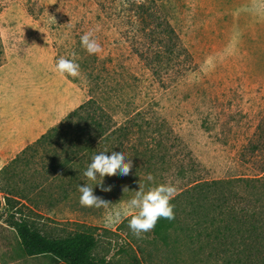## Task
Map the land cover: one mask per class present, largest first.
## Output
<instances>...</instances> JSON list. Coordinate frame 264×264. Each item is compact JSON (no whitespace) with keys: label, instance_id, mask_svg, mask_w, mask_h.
Listing matches in <instances>:
<instances>
[{"label":"rangeland","instance_id":"1","mask_svg":"<svg viewBox=\"0 0 264 264\" xmlns=\"http://www.w3.org/2000/svg\"><path fill=\"white\" fill-rule=\"evenodd\" d=\"M136 1L154 8L155 18L140 20L134 0H0V191L9 195L8 204L0 193V264H53L48 256L20 254L13 228L20 219L49 237L93 233L94 254L105 264H221L192 258L184 245L165 246L153 228L137 237L129 217L109 226V209L81 205L77 185L98 182L83 176L90 156L62 169L56 163L67 150L25 149L90 98L118 123L142 111L163 126L153 135L160 150L147 148L150 164L126 148L129 173L106 174L108 191L93 185L110 208L150 183H173L179 194L195 183L242 178L233 205L264 217V0ZM162 19L191 57L176 66L182 76L172 84L156 80L140 58L160 50L153 34ZM90 30L99 53L80 44ZM60 56L75 59L80 75H60Z\"/></svg>","mask_w":264,"mask_h":264},{"label":"trees","instance_id":"2","mask_svg":"<svg viewBox=\"0 0 264 264\" xmlns=\"http://www.w3.org/2000/svg\"><path fill=\"white\" fill-rule=\"evenodd\" d=\"M134 1L137 4L134 13L140 20L155 18L154 8ZM157 27L153 38L160 40L157 45L160 50L151 54L141 53L140 58L156 80L166 81L167 77L169 83H173L181 78L177 76H182V73L175 71L176 66L191 63V57L186 55V51L184 53L179 40H172L175 32L165 19ZM2 55L0 41V63ZM162 130L163 126L158 121L142 111L118 123L97 100L90 98L25 149L31 146H54L67 150L68 155L63 161L56 163L62 169L79 156L82 159L84 156L91 157L100 148L125 152L132 148L138 158L135 159L136 162L142 160L150 164L154 155L147 148L151 146L160 150L162 140H157L153 135ZM137 135L141 137L135 145L130 139ZM139 147L143 150L140 151ZM154 149L150 150L156 151ZM238 180L244 181L242 178H233L195 183L177 194L170 201L174 205V218H158L153 228L154 234L165 246L184 245V251L192 258L215 259L221 264H264V217L254 210L233 205L231 197L237 194L234 184ZM216 190L217 194L214 193ZM0 193L4 194L3 198L9 204V195L2 191ZM13 228L16 230L18 250L22 256H48L53 264H102V260L94 255L97 239L91 232L75 230L65 237H49L23 219L17 220ZM178 250L182 251L181 248Z\"/></svg>","mask_w":264,"mask_h":264},{"label":"clouds","instance_id":"3","mask_svg":"<svg viewBox=\"0 0 264 264\" xmlns=\"http://www.w3.org/2000/svg\"><path fill=\"white\" fill-rule=\"evenodd\" d=\"M80 44L89 54L101 51V46L93 38L91 30L80 36ZM71 55L74 57L76 54L72 53ZM54 68L62 76L77 77L80 75L79 64L76 60L64 56L56 59ZM126 157L128 155L123 150L104 149L93 154L83 171V176L89 181L98 180V182L77 185L80 193L79 202L83 206L109 209L105 216V223L109 226L119 223L124 217H129L128 227L134 235L139 237L154 228L158 218H167L168 220L174 218V205L170 201L177 194V188L170 182L150 183L147 190L143 186H139L138 190L134 191V195L125 201L123 207L110 208L112 203L108 199L94 194L93 185L102 187L104 191L110 190L111 185L102 184V180L106 174L127 175L132 168V160L125 159ZM146 180L148 182L154 180L152 173L146 174ZM126 190H128L127 187L122 189V191Z\"/></svg>","mask_w":264,"mask_h":264},{"label":"crops","instance_id":"4","mask_svg":"<svg viewBox=\"0 0 264 264\" xmlns=\"http://www.w3.org/2000/svg\"><path fill=\"white\" fill-rule=\"evenodd\" d=\"M95 255V254H94ZM25 257V256H24ZM97 259H99V260H102V264H105V257H97ZM51 260V259H50ZM18 259H15V260H11V262H8L7 264H18ZM51 262H52V260H51ZM53 263V262H52Z\"/></svg>","mask_w":264,"mask_h":264}]
</instances>
